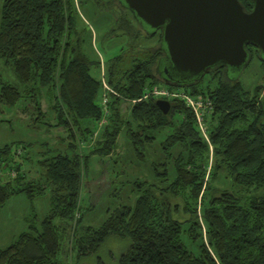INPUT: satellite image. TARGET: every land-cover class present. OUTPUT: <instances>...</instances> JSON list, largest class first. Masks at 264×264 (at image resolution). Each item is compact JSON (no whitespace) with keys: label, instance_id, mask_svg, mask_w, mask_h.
<instances>
[{"label":"trees","instance_id":"16d2710c","mask_svg":"<svg viewBox=\"0 0 264 264\" xmlns=\"http://www.w3.org/2000/svg\"><path fill=\"white\" fill-rule=\"evenodd\" d=\"M240 1L248 11L252 9V0ZM96 2L105 9L120 3ZM0 11V61L17 79L0 78V103L14 107L29 98L36 104V122L49 126L43 120L40 98L42 89L48 95L55 89L51 110L56 125H63L68 133V141L58 144L61 148H51L38 162L41 172L35 180L27 181L13 155V144L0 147V205L18 194L33 201L51 193L45 217L28 219V230L0 248V264H67L63 253L69 238L78 263L97 256L98 264H107L98 255L112 236L130 242L115 258L117 264H264V133L259 126L264 121V85H256L251 94L241 90L237 80H226L215 70L211 71L218 77L214 88L198 86L204 77L186 87L166 84L155 73L164 54L161 31H145L143 37L158 36L156 47L140 46L144 28L123 7L110 34L126 35L128 43L106 62L107 84L117 94H110L105 117L100 106V64L83 50L75 1L3 0ZM249 50L252 55L257 51L252 46ZM94 70L99 77L92 74ZM155 86L212 99L214 108L206 116L210 144L184 101L170 100L171 111L164 115L155 97H143ZM123 102L131 104L128 115L121 109ZM248 113L255 116L251 119ZM104 117L102 134L92 143ZM122 133L140 161L148 155V145L161 137L160 149L168 161L155 163V175L162 181L170 175L173 179L161 188L137 180L140 195L134 207L122 204L107 211L100 227L87 226L80 202L84 177L92 157H108ZM78 142L93 144V149L84 153ZM224 164L241 192L211 186ZM254 187L262 189L260 196L250 192Z\"/></svg>","mask_w":264,"mask_h":264},{"label":"rangeland","instance_id":"374dc122","mask_svg":"<svg viewBox=\"0 0 264 264\" xmlns=\"http://www.w3.org/2000/svg\"><path fill=\"white\" fill-rule=\"evenodd\" d=\"M74 1L78 12L79 28L83 30L85 39L83 50L92 59L95 58L99 61L100 67H97L100 70L99 76L101 80H106L104 74L106 73L107 60L116 56L121 48L127 47L128 43L126 35L117 33L113 36L110 34L112 28L115 29L121 16L120 11L124 6L115 2L116 4L113 7L105 9L96 0ZM2 4L3 0H0V9ZM127 13L131 15L129 11ZM132 22L135 26L137 25L134 19H132ZM141 35L140 46L156 47L158 36L157 39L150 38L146 40L143 38L147 37L144 29L141 31ZM92 74L99 77L95 70L92 71ZM0 78L11 82L17 81L14 71L6 67L2 61H0ZM225 78L227 80L226 75H224ZM217 80L218 77H214L210 72L204 76L198 86L214 88L217 86ZM237 81L241 90H249L251 94L254 93L253 90L256 85H264V61L262 58L254 53L249 65L243 69V72L238 73ZM56 95L57 91L55 89L54 92H51V95L43 91L40 98L41 111L46 114L43 120H47L49 126L42 124V122H36L39 116L35 110L36 104L35 101L29 98L18 101L14 107L0 103V147L6 143L13 144V155L16 162L20 163L21 170L26 174L27 181L39 177L41 170L38 162L49 155L51 148H61L62 146L58 144L62 140V142L68 141L67 130L63 125H56V114L51 110ZM130 106L131 104L128 102L121 104L124 115H128ZM248 115L251 119L255 116L250 113ZM106 123V120L99 123L102 126L96 132L97 137ZM160 138L158 137L153 144L148 145V155L144 161L136 158L131 144L126 141L124 133L119 135L118 146L108 157H92L89 167L90 172L84 177L80 200L82 212L85 215V225L100 227L108 216V210L122 204H129L134 207L136 199L140 195L135 186L137 180H148L161 188L173 179V176L170 175L167 181H162L161 177L155 175V163L162 164L168 161V156L160 149L162 146ZM78 143L84 153L92 150L94 146L93 144ZM178 152L179 149L177 152L174 150L175 157L178 156ZM209 156L212 158V153H209ZM218 158L220 159V156ZM209 163H211L210 160ZM158 169L162 172L164 167L160 165ZM217 174V179L211 185L213 188L226 189L234 193L241 192L242 188L233 184L232 174L225 164L218 170ZM2 178L4 179L5 176L3 175ZM88 180L94 181L89 182ZM250 192L260 196L263 191L261 188L254 187L250 189ZM50 194L49 191H46L45 194L33 201L29 200L25 194H18L0 205V248L8 247L20 233L28 230V219L33 218L34 215L39 216L41 220L45 217L50 208ZM175 202L178 203L179 201ZM71 241L72 239H67L64 246L66 252L63 253V260L67 264L99 263L97 256H90V258L80 260L78 263L75 252L71 250ZM129 243L128 239L121 240L116 236H112L103 245L98 256L100 260L107 264H117L115 258L128 248Z\"/></svg>","mask_w":264,"mask_h":264},{"label":"water","instance_id":"95a60500","mask_svg":"<svg viewBox=\"0 0 264 264\" xmlns=\"http://www.w3.org/2000/svg\"><path fill=\"white\" fill-rule=\"evenodd\" d=\"M252 1L248 11L240 0H119L146 32L161 31L155 73L180 87L220 68L237 80L252 60L250 46L264 61V0ZM156 105L164 115L172 108L167 99ZM259 126L264 133V121Z\"/></svg>","mask_w":264,"mask_h":264},{"label":"built area","instance_id":"2783aa9c","mask_svg":"<svg viewBox=\"0 0 264 264\" xmlns=\"http://www.w3.org/2000/svg\"><path fill=\"white\" fill-rule=\"evenodd\" d=\"M102 87L103 92L101 94V101L100 106L104 112V116L106 117L109 114L108 110V100L110 94H117L115 90L110 87L107 84L106 80H102ZM155 97L156 99H167L172 100L175 98H179L182 101H184L186 107L191 108V110L194 113V117L196 118V124L198 129L201 132V135L203 138L210 144V140L208 138V129H207V123H206V116L211 114V111L214 108L213 101L211 98L205 97L203 95L193 96L189 94H184L183 92L179 91H170L168 88H160V87H152V89L146 90L143 97L149 98V97ZM135 102V101H134ZM105 117L102 121H104ZM210 150H212V146L210 145ZM14 175V173H13Z\"/></svg>","mask_w":264,"mask_h":264},{"label":"crops","instance_id":"0c3cea01","mask_svg":"<svg viewBox=\"0 0 264 264\" xmlns=\"http://www.w3.org/2000/svg\"><path fill=\"white\" fill-rule=\"evenodd\" d=\"M43 91H46V93H47V90H46V89H42V94H43ZM100 126H102V125L100 124V125L97 126L95 133L101 129ZM103 128H104V127H103ZM102 130H103V129H102ZM102 130L100 131V134L98 135V137L96 136L97 133L95 134L96 137L94 136V139H93V142H92V143L96 142L97 139L101 136V134H102ZM54 143H55V142H54Z\"/></svg>","mask_w":264,"mask_h":264},{"label":"flooded vegetation","instance_id":"af4514ba","mask_svg":"<svg viewBox=\"0 0 264 264\" xmlns=\"http://www.w3.org/2000/svg\"><path fill=\"white\" fill-rule=\"evenodd\" d=\"M254 53H256V55L258 56V54H257L256 51H254ZM253 55H254V54H253ZM211 71H212V70H211ZM211 71H210V72H211ZM215 71H217V72H221L222 74H225V72H224L225 70H224L223 68H220L219 70L217 69V70H215ZM210 72H209V73H210Z\"/></svg>","mask_w":264,"mask_h":264}]
</instances>
